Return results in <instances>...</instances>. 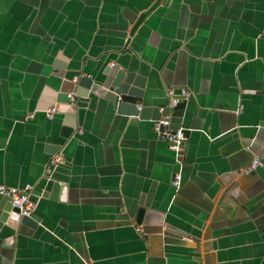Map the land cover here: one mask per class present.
<instances>
[{"label":"crops","instance_id":"crops-1","mask_svg":"<svg viewBox=\"0 0 264 264\" xmlns=\"http://www.w3.org/2000/svg\"><path fill=\"white\" fill-rule=\"evenodd\" d=\"M127 64L145 77L149 120L91 94L77 114L46 117L51 92ZM180 88L178 159L152 118ZM65 127L82 133L66 142ZM58 153L63 201L44 180ZM253 156L264 162V0H0V186L31 185L39 224L0 264H264V165L244 172Z\"/></svg>","mask_w":264,"mask_h":264},{"label":"water","instance_id":"water-1","mask_svg":"<svg viewBox=\"0 0 264 264\" xmlns=\"http://www.w3.org/2000/svg\"><path fill=\"white\" fill-rule=\"evenodd\" d=\"M144 17L145 16L143 15L139 17L135 27L139 25ZM128 69H130V71ZM134 69L136 68L133 64H127L123 67V69H117L116 67L114 68V65H112V67H108L103 72L104 78L99 81L92 80L90 79V77L86 76H82L80 78L79 76H77L76 78L79 79H77V82L74 85V93L71 95V97H69L70 94L65 91H53L51 92V94H49L50 97L54 100V103H56L58 106L56 113L67 114L70 116L77 114L79 103L82 100L89 99V95L91 94L97 98L102 99L105 102L106 106L112 108L118 115L131 116L139 120H149V114L147 113L146 108L141 106L145 101L143 99L146 89L145 77L140 76ZM178 90H181V88ZM77 99H79L80 102H78ZM187 100L179 102L171 111L168 112L170 116V129L173 132L181 129L186 140L189 131L188 129L183 127V119L185 117V111L187 108ZM161 116L162 115L158 108L157 113L156 115H154L152 120H158ZM70 120L71 119H69L68 121ZM79 131H74V128L72 127H65L62 128L61 137L67 142L76 133H82V131H80L81 133H79ZM173 154L175 157H177L175 153ZM55 155H53L52 157H54ZM52 157H50V159ZM47 164L48 162L46 163V169ZM58 166L59 165H57L56 167H50L49 171L45 169V171L47 172L44 175V180L46 183H50V192L54 200H56L55 198H57L58 193V195L61 196L59 197V200L63 201L66 184L61 183L56 178H54V173ZM176 174L180 173L177 172ZM179 186L174 188L178 189ZM29 187L30 190H28V198L31 201L30 193L32 190V186L29 185ZM142 215L143 209H140L135 223L141 224ZM38 225V221L34 218V216L30 218L20 216L18 209L12 206L10 198L2 196V199L0 200V259L4 258L8 261L11 260L12 256H10V253L8 252H10V250H13L15 237L17 235L33 233L37 229ZM10 232H12V234L8 235L10 234ZM163 236L165 238V241L168 240L167 242L181 244L187 243V241H185L182 237L168 231H164Z\"/></svg>","mask_w":264,"mask_h":264},{"label":"built area","instance_id":"built-area-1","mask_svg":"<svg viewBox=\"0 0 264 264\" xmlns=\"http://www.w3.org/2000/svg\"><path fill=\"white\" fill-rule=\"evenodd\" d=\"M190 93L184 89L175 90L168 89L167 97L168 104L165 107L159 108L161 117L158 120L152 121V129L155 133L157 139L165 142L168 149L177 155L179 159L184 153V143L186 138L181 129L173 132L170 129V116L168 114L179 102L187 100ZM71 97V95H69ZM57 112L56 107H52L46 113L48 118H51ZM79 133H81L79 131ZM247 149H249L247 147ZM63 156L61 153L56 154L52 157L47 165V171L50 167H56L63 162ZM260 167V159L258 156H253L248 166L244 169L245 173H252ZM180 183V174H175L172 185L173 187H178ZM29 186L24 189H14L9 187L0 186V195L4 197H9L11 204L14 208H17L20 216L30 218L33 216L34 210L36 208L35 204L31 202L28 198Z\"/></svg>","mask_w":264,"mask_h":264},{"label":"flooded vegetation","instance_id":"flooded-vegetation-1","mask_svg":"<svg viewBox=\"0 0 264 264\" xmlns=\"http://www.w3.org/2000/svg\"><path fill=\"white\" fill-rule=\"evenodd\" d=\"M259 159H260V167L259 168H261V167H263V165H264V162H263V160H262V158L261 157H259ZM258 168V169H259Z\"/></svg>","mask_w":264,"mask_h":264}]
</instances>
